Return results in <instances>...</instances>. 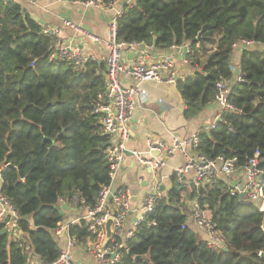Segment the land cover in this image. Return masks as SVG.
Here are the masks:
<instances>
[{
  "label": "trees",
  "instance_id": "trees-1",
  "mask_svg": "<svg viewBox=\"0 0 264 264\" xmlns=\"http://www.w3.org/2000/svg\"><path fill=\"white\" fill-rule=\"evenodd\" d=\"M127 1L116 17L117 39L156 49L190 45L193 74L175 83L185 117L215 101L217 82H229L234 110L201 129L196 153L234 158L242 167L257 152L264 169V0ZM242 40L253 44L241 49L236 73L233 44ZM57 42L20 3L0 0V193L19 218L17 237L0 234V264H32V255L53 262L61 248L55 232L65 220L55 205L94 208L109 183V137L94 113L105 92V64L51 57ZM169 181L116 264H264L259 206L239 202L221 177L195 186L173 173ZM189 200L208 212L220 245L210 246L189 225ZM68 233L75 244L92 237L82 219Z\"/></svg>",
  "mask_w": 264,
  "mask_h": 264
},
{
  "label": "built area",
  "instance_id": "built-area-1",
  "mask_svg": "<svg viewBox=\"0 0 264 264\" xmlns=\"http://www.w3.org/2000/svg\"><path fill=\"white\" fill-rule=\"evenodd\" d=\"M2 1L6 2L7 0ZM26 1H29L31 4H36L37 2V0ZM75 2H79L85 7L114 10L106 40L105 92L102 96V102L94 108V113L100 115L103 133L109 137L108 145L105 148L109 168V183L101 189L94 208H85L76 218L67 223L60 224L55 233L59 237L61 248L58 257L50 264H77L71 252L72 247L75 246V240L70 237L68 226L81 219L85 221L92 235L91 239L85 245L94 261L97 264L118 263L125 246V239L132 236L136 225L142 222L145 216L152 211L156 200L162 195L160 187L163 185V181L162 176L159 175V171L165 165V158L175 152H181L186 160L183 167L175 169L173 172L177 176L178 181H184V175L191 172L189 182L195 186H202L214 178L221 177L227 179L239 171L241 173L240 180L232 182L231 184L224 181L232 193L236 195L241 194L250 204L254 205V202H256L257 206L261 205L259 207L261 209L264 205V169L259 166L257 152L242 167H236L234 158L218 156L210 159L200 154L190 155L186 152V147L192 146L194 148L196 146L198 143V134L201 130L183 139L174 136L170 143L160 137L150 136L146 139L143 150L130 149L127 146V141L130 136L129 123L134 107V99L136 97L139 102H144L147 99V92L140 84L144 81L175 84L179 78L174 57L172 55H162L152 61H147L143 55H139L129 62H124L123 53L137 52L142 44L117 39L116 17L121 14L122 7L115 8L113 3L104 4L102 0ZM126 3H131V0H128ZM63 27L72 28L76 32L84 33L93 40H98V37L84 32L79 25L68 20L63 21ZM61 29V27L51 29L43 28V33L57 38L61 33ZM252 44V41L242 40L233 44V47L241 51V49H245ZM171 48L181 50L183 52L184 62L189 64L187 55L191 53L192 49L188 43L181 46H171ZM55 54L74 59L78 63L87 60L79 50H73L69 45L60 44L56 52H52L51 57ZM230 68L233 72L237 73V65L230 64ZM121 73L133 78L135 84L123 86L119 78ZM236 80L239 81L241 78L237 77ZM228 83L226 81L216 83L217 92L215 102L219 106V112L205 129L214 128L215 124L221 119V113L223 111L234 110L233 105L228 100ZM127 152H130V155L140 165L148 166L153 173L150 193L146 194L141 203L133 209L130 204L128 190L120 186L112 191L111 187L118 170L127 156ZM153 152H157V155H154ZM108 198H111L113 202L112 208H108L107 206ZM74 202H76L75 199ZM59 203H63V201L60 200ZM190 209L191 219L198 226L206 227L208 232L207 242L209 245L212 247L220 245L221 238L215 235L210 221L204 218L203 212L195 202L191 203ZM129 211L134 212V219L131 225L126 228L125 219ZM18 219V215L12 204L0 193V225L6 229V233L10 234L11 238L17 237L19 234L17 226ZM109 219L112 222L110 226L112 235L106 239L105 224ZM63 232H66V235H62ZM117 238L120 240L116 241Z\"/></svg>",
  "mask_w": 264,
  "mask_h": 264
},
{
  "label": "crops",
  "instance_id": "crops-1",
  "mask_svg": "<svg viewBox=\"0 0 264 264\" xmlns=\"http://www.w3.org/2000/svg\"><path fill=\"white\" fill-rule=\"evenodd\" d=\"M38 22L42 28L61 27V33L57 36V47L69 45L73 50H79L85 59L104 63L107 57L106 40L109 32V24L113 17V9H102L96 7H85L79 2L66 0H37L36 4H31L26 0H15ZM122 0L115 2L114 7H122ZM68 20L79 25L84 32H88L98 37L93 40L82 32H76L72 28L63 27V21ZM143 55L145 60L152 61L162 55H172L175 60L178 78L183 79L193 74L192 67L183 60V52L176 48L156 49L142 44L137 52H124L123 61L129 62L137 56ZM240 58V51H234L232 55V64L237 65ZM120 81L123 86L135 84V80L130 76L121 73ZM235 79V76H234ZM140 86L146 90L147 99L139 102L135 97L131 120L129 123L130 136L127 146L130 149L143 150L146 139L150 136H157L166 142H171L173 137L187 138L195 134L202 128L208 126L214 116L219 112L218 104L213 101L204 106L197 114L191 117H185V103L179 94L175 84L159 83L154 81H144ZM186 152L190 155H196L192 146L186 147ZM186 160L181 152L165 158V165L159 171L162 176L164 190L170 185V176L175 169L184 166ZM191 172L184 175V181L189 182ZM153 173L148 166L140 165L131 156L127 155L122 166L118 170L114 181L112 182V191L122 186L125 187L130 195V204L132 209L137 207L144 196L150 193ZM223 179V178H222ZM241 179V173L235 172L232 176L224 179L228 184ZM1 187V179H0ZM161 188V187H160ZM108 208L113 207L111 198H108ZM194 200L186 201L187 207H191ZM65 214L64 222L67 223L81 214L74 206L67 203L59 204ZM134 219V212L129 211L125 219V227H129ZM189 225L196 229L195 222L189 216ZM61 243V242H60ZM86 253L77 245L72 247L73 259L77 264H97L93 257ZM32 264H40L32 255L30 256Z\"/></svg>",
  "mask_w": 264,
  "mask_h": 264
},
{
  "label": "water",
  "instance_id": "water-1",
  "mask_svg": "<svg viewBox=\"0 0 264 264\" xmlns=\"http://www.w3.org/2000/svg\"><path fill=\"white\" fill-rule=\"evenodd\" d=\"M128 154L130 155V152H127V155H128ZM153 154H154V155H157V152H153ZM183 179H184V178H183ZM160 189H161V190H164V186L162 185ZM238 200H239V202H241V203H243V204H247V205L249 204L248 200H247V199H244V198L241 196V194L238 195ZM55 208H56L61 214H63V211H62L60 205H55ZM260 211H262V212L264 213V205L262 206V208L260 209ZM111 224H112L111 219L107 220V222H106V224H105L106 239H108V238L112 235V231H111V228H110ZM5 233H6V229H5V228H2V229L0 230V234H5ZM62 235H66V232H63ZM8 238H9V239L11 238L10 234H8ZM261 256L264 257V254L261 253ZM141 257H143V256H136L135 259H140Z\"/></svg>",
  "mask_w": 264,
  "mask_h": 264
},
{
  "label": "rangeland",
  "instance_id": "rangeland-1",
  "mask_svg": "<svg viewBox=\"0 0 264 264\" xmlns=\"http://www.w3.org/2000/svg\"><path fill=\"white\" fill-rule=\"evenodd\" d=\"M257 203L256 202H254V205H256ZM261 205H259V207H260ZM187 209V214H190V208L188 207V208H186ZM203 216H204V218H206V219H209L208 218V212H203ZM194 222V221H193ZM65 223V222H64ZM196 224V223H195ZM194 226H196V232H197V234L200 236V238H202V239H206L207 240V238H208V232H207V229H206V227L205 226H198L197 224L196 225H194ZM75 245H77L80 249H82L83 250V253H86V250L84 249L85 247H86V245L85 244H75ZM88 253V252H87Z\"/></svg>",
  "mask_w": 264,
  "mask_h": 264
}]
</instances>
